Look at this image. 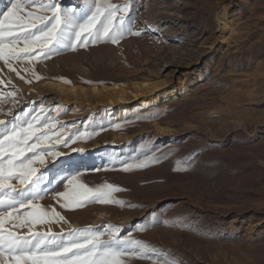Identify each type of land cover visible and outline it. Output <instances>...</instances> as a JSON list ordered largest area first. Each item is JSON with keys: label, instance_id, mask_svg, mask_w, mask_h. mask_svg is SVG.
Here are the masks:
<instances>
[{"label": "rangeland", "instance_id": "obj_1", "mask_svg": "<svg viewBox=\"0 0 264 264\" xmlns=\"http://www.w3.org/2000/svg\"><path fill=\"white\" fill-rule=\"evenodd\" d=\"M54 2L77 12L84 4V0ZM111 2L131 4V31L140 34L125 35L118 44L99 42L77 46L75 51L62 48L58 55L41 59L61 58V70L47 77L69 84L122 83L141 80L142 75L123 73L146 64L155 71L165 67L167 74L178 67L174 79H184L190 88L185 96L157 110L112 125L88 103L75 113L47 111V118L58 121L71 137L68 146L55 150L72 164L70 171H61L59 163L47 160L52 171L41 168L46 177L41 184L44 198L35 203L54 208L67 223L38 225L36 230L107 232L114 225L121 229L120 237L146 241L158 250L152 259L129 257L126 264H164L172 258L178 264H264V0H187L179 4L182 19L157 14L154 0ZM10 3L0 0V11ZM223 10L230 24L225 33L216 24V13ZM178 19L184 26L177 33L157 31L178 51L168 45L160 52L151 47L156 22L174 24ZM95 56L103 58L101 63L94 62ZM117 59L119 66L113 68L110 62ZM70 63L92 65L91 79L67 70ZM28 79L29 86L41 80ZM0 80L5 82L1 75ZM9 87L8 96L13 91ZM14 116L22 119L21 112ZM155 124L166 132L157 131ZM77 132L84 135L72 143L71 134ZM144 160L146 167L123 171L126 163ZM72 173L91 188L112 184L122 189L113 192L112 199L124 203L90 202L65 209L55 193L67 191L59 181ZM99 215L105 218L98 220ZM25 233L26 228L21 231Z\"/></svg>", "mask_w": 264, "mask_h": 264}, {"label": "snow or ice", "instance_id": "obj_2", "mask_svg": "<svg viewBox=\"0 0 264 264\" xmlns=\"http://www.w3.org/2000/svg\"><path fill=\"white\" fill-rule=\"evenodd\" d=\"M130 8V3L116 5L111 0H84L77 12L74 8H62L54 0H11L10 6L0 11V61L21 80L31 83V79L20 75L21 70L13 66L14 62L31 66L42 58L58 55L62 48L75 51L77 46L86 48L99 42L118 44L125 35H139L131 31ZM22 71H31L37 81L43 78L31 67ZM18 91L13 86L9 94L13 100ZM3 99L0 95V102ZM45 112L41 107L38 113H29L24 119L13 116L7 123L0 120L3 126L0 130V264H126L129 257L152 259L158 251L155 246L120 237L118 226L109 225L107 232L73 228L67 234L53 232L50 227L47 231L36 230L38 225L67 223L54 208L48 210L35 203L44 198L41 184L46 177L41 168L52 171L47 168L48 159L59 163L61 171H70L72 164L63 161L64 153L55 150L59 145L68 146L71 137L64 132L63 125L49 120ZM83 135L71 134L75 137L72 143ZM157 161L158 158L153 160ZM57 163L52 165L53 169ZM147 163V160L126 163L123 171L142 169ZM64 164L69 168H64ZM59 183L67 187V191L55 193L58 200L63 199L65 209L75 210L90 202L124 203L112 199L113 192L122 190L112 184L91 188L81 183L75 173ZM25 228L27 233L21 234ZM105 235L109 239H103ZM164 264L178 262L172 258L164 260Z\"/></svg>", "mask_w": 264, "mask_h": 264}, {"label": "bare ground", "instance_id": "obj_3", "mask_svg": "<svg viewBox=\"0 0 264 264\" xmlns=\"http://www.w3.org/2000/svg\"><path fill=\"white\" fill-rule=\"evenodd\" d=\"M186 1L154 0L153 4L157 14L166 13L169 16H172V14L174 16L181 15L179 18L182 19L181 6ZM180 3L182 4L181 6H179ZM224 11L216 13V24L222 33L230 30V24ZM157 22L156 27L151 28V47H157L158 52H160L168 45L173 52H177L178 46L168 44L167 38L165 36L159 37L157 31L160 30V33H177L183 28L184 22L179 19L174 24H158ZM56 59V62L41 60L31 66L26 62H14L13 66L21 70L20 75L25 76L26 79L33 76L31 71H22V69L28 67L33 68L35 73L44 75L43 79L30 86L28 82L21 80L16 73L10 72L7 65L1 62L0 65H3V68L0 69V75L4 78L5 82L0 89V95L4 96L3 101L0 102V120H4L6 123L12 121L14 114L17 112H21V117L24 119L29 113L34 114L36 110L39 112L41 107L45 108V113L49 109L54 113H64L66 111L75 113L80 110L79 108L83 103H88L94 112L101 111L106 123L112 125L114 122L128 117H137L143 113L157 110L172 101L182 98L190 88L184 79H174V76L180 72L178 67L174 68L170 74H167L165 67L159 71H155L147 68L146 64L141 65L135 70L127 68L123 73L128 77L142 75L141 80H131L122 83L102 82L92 85L85 83L69 84L59 78L47 77L49 73L61 70V58L56 57ZM102 60L103 58L101 57L95 56L94 58L96 64L101 63ZM118 60L110 62L113 68H118ZM65 67L69 71L79 72L83 77L88 79H91L93 75L91 70L92 65L89 68L82 64L70 63L66 64ZM145 72L148 74H145ZM9 80L11 83L8 82ZM9 86L19 89L16 92L17 94H15L14 100L11 96L7 95L6 90L10 88ZM28 100L31 102L27 103ZM74 105L78 107L75 106L73 108ZM36 106L40 107L37 108ZM9 112L12 115H9ZM2 127L0 126V130H2ZM155 128L159 132H166V129L157 124H155ZM104 218L105 216L99 215L98 220H103Z\"/></svg>", "mask_w": 264, "mask_h": 264}]
</instances>
